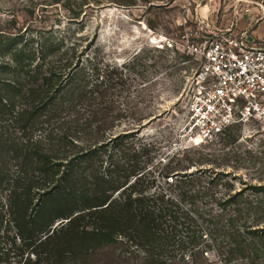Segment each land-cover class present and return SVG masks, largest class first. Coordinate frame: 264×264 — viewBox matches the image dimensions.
<instances>
[{
    "label": "trees",
    "instance_id": "16d2710c",
    "mask_svg": "<svg viewBox=\"0 0 264 264\" xmlns=\"http://www.w3.org/2000/svg\"><path fill=\"white\" fill-rule=\"evenodd\" d=\"M83 1L65 0L68 24L82 22ZM5 16L0 264H208L211 248L225 261L264 256V185L238 190L231 171L184 149L163 157L141 134L154 113L141 105L150 79L138 53L107 59L80 27Z\"/></svg>",
    "mask_w": 264,
    "mask_h": 264
},
{
    "label": "rangeland",
    "instance_id": "374dc122",
    "mask_svg": "<svg viewBox=\"0 0 264 264\" xmlns=\"http://www.w3.org/2000/svg\"><path fill=\"white\" fill-rule=\"evenodd\" d=\"M82 1L70 0V4L77 7ZM86 2L90 7L84 6L86 15L78 25L68 24L64 19L67 16L63 9L65 0H0V18H6L8 10L14 9L19 19L32 20L36 27L55 23L80 27L77 35H82L83 44L87 38H93L97 52L107 59L122 61L138 53L140 61L137 63L144 67L137 65L136 68L145 69L144 73L150 79L142 85L145 101L141 105L146 114L154 113L143 118L141 134L158 141L160 154L165 157L184 149L190 157H205L203 166L234 173L238 190L248 185H264V125H238L226 130L219 138L194 143L183 127L178 97L196 67V61L181 49L161 47L163 36L180 38L185 28L188 25L192 28L197 20L202 29L213 31L238 19V31L247 30L264 39V0ZM25 5L35 6L33 17L26 16ZM257 11L263 12V19L255 22ZM184 18L188 21L186 24ZM110 256L111 251H105L91 259L97 263L100 258ZM205 256L208 264H250L247 258L238 255L229 261L221 260L213 248L207 249ZM256 264H264V256Z\"/></svg>",
    "mask_w": 264,
    "mask_h": 264
},
{
    "label": "built area",
    "instance_id": "2783aa9c",
    "mask_svg": "<svg viewBox=\"0 0 264 264\" xmlns=\"http://www.w3.org/2000/svg\"><path fill=\"white\" fill-rule=\"evenodd\" d=\"M262 19L257 11L254 21ZM202 28L194 21L180 38L163 36L161 45L196 61L178 97L183 127L194 143L219 138L238 125H264V39L238 31V19L213 31Z\"/></svg>",
    "mask_w": 264,
    "mask_h": 264
}]
</instances>
